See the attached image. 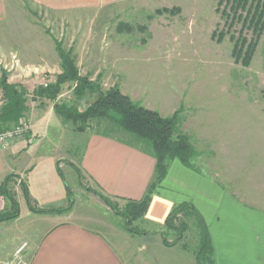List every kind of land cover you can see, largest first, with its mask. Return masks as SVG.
I'll list each match as a JSON object with an SVG mask.
<instances>
[{
  "label": "rangeland",
  "instance_id": "obj_1",
  "mask_svg": "<svg viewBox=\"0 0 264 264\" xmlns=\"http://www.w3.org/2000/svg\"><path fill=\"white\" fill-rule=\"evenodd\" d=\"M219 1L129 0L78 16L76 10L65 15L41 10L29 0H7L0 14V78L6 72L11 83L28 90L31 108L38 107L43 99H35L34 90L54 82L62 72L56 48L59 41L71 53L80 74L98 82L101 90L118 86L132 100L163 116L182 109L181 130L198 151L192 169L235 191L257 205L254 210L259 215L264 214L260 209L264 207V29L248 64L237 60L235 46L240 33L252 42L258 32L243 20L246 9L243 19L233 22L223 13L227 0ZM73 86L64 85L51 103L66 100L83 110L97 95L88 92L77 99ZM2 104L0 86V107ZM41 123L34 138L35 153L65 159L62 172L72 193L67 204L72 205V219L101 232L130 262L198 264L201 224L197 217L187 211L177 216L175 222L183 218L188 227L174 245H166L164 237L177 239L178 230L147 220V212L134 219L132 226L148 233L127 230L125 219L89 190L97 189L96 184L67 162L81 154L85 134L78 132L72 121L62 126L56 115ZM106 124L90 120L85 131L100 133ZM111 134L135 142L123 132ZM33 149L24 154L26 159ZM4 153L0 146V164L18 166L24 159L4 160ZM11 189L21 192L16 198L22 219L16 236H0V243L10 247L22 238L36 239L46 228V223L32 222L37 216L29 210L22 188L11 185ZM113 199L120 208L127 203Z\"/></svg>",
  "mask_w": 264,
  "mask_h": 264
},
{
  "label": "crops",
  "instance_id": "obj_2",
  "mask_svg": "<svg viewBox=\"0 0 264 264\" xmlns=\"http://www.w3.org/2000/svg\"><path fill=\"white\" fill-rule=\"evenodd\" d=\"M6 1L0 0V14L5 11ZM126 1L129 0H29L41 10L65 15L76 10L80 13L78 16L82 12H97ZM54 115L63 126L65 121L55 113L51 100L43 99L35 108L30 106L27 113L30 131L7 147L0 145L5 151L2 159L24 158L17 163L18 166L0 164V184L8 175L15 174L11 185L17 190L26 185L37 209L68 207L70 199L66 179L63 180L58 170V163L62 169L65 159L52 153H35L37 144L34 138L40 133L39 126L45 118ZM78 132L86 136L83 150L78 158L67 162L88 176L100 192L141 199L154 178L157 159L115 136L102 132ZM32 147L34 149L26 159L24 154ZM221 186L203 172L174 159L166 177L155 189L146 219L164 224L175 205L191 202L207 224L215 264H264V224L260 227L264 214L259 215L255 211L257 205L251 201ZM19 192H16L18 199ZM10 206V200L0 195V211L9 210ZM72 209L62 213H40L29 209L37 216L32 222L46 223V228L34 240L22 238L11 247L0 243V264H12L17 250L24 243L27 245L21 255L28 264H136L127 260L101 232L72 219ZM260 209L264 210V207ZM21 219L20 211L19 217L0 221V236H16Z\"/></svg>",
  "mask_w": 264,
  "mask_h": 264
},
{
  "label": "trees",
  "instance_id": "obj_3",
  "mask_svg": "<svg viewBox=\"0 0 264 264\" xmlns=\"http://www.w3.org/2000/svg\"><path fill=\"white\" fill-rule=\"evenodd\" d=\"M222 2L223 0L219 1L220 4ZM226 5L225 9L227 10H224L223 13L230 16L233 22L236 19H243L242 11L246 9L248 12L243 20L248 22V27H252L258 32L252 39V42H248V38L243 33H240L235 46L236 59H242L244 63L248 64L258 44V38L264 29V0H227ZM246 44L248 45V49L245 51ZM56 48L61 57L62 72L56 75L54 82L38 85L33 92L34 98L54 101L60 96L64 85L67 83L74 84L73 94L77 99L84 98L88 92L96 93V97L83 110L79 109L75 103L57 100L53 104L54 111L63 120L72 121L78 131H85L90 120H97L100 123L107 122V128L101 134L114 136L111 134L113 131L128 134L135 141L130 142V144H137V147L149 152L157 159L154 178L141 199L111 196L97 189L89 188L114 213L125 219L127 230L143 234L148 233L134 228L132 226L133 220L143 217L147 212L155 189L162 183L168 173L170 162L178 159L183 165L195 168L194 158L198 155V151L193 145L190 136L181 130L183 120L181 115L182 109L176 110L172 115L163 116L158 110L145 107L139 102L132 100L118 86L103 91L98 82L80 74L74 59L71 57V53L65 51L59 41H56ZM0 86L3 95V104L0 107V131H5L27 118V113L30 109V105L28 104L29 93L22 85L11 83L8 80L6 72L0 78ZM70 164L74 165L73 163ZM74 167L82 175L80 170L76 166ZM58 170L65 181L59 163ZM13 176L15 174L8 175L0 184V195L8 198L11 202L9 210L0 211V221L13 219L20 215V206L16 193L11 189ZM65 183L69 189L68 183L66 181ZM21 188L32 211L62 213L72 209V205L68 207L37 209L33 205V200L26 185H21ZM71 194L70 191V197H72ZM113 198L124 199L127 203L120 208L117 201L115 202ZM185 212H189L192 216L197 217L201 224V245L197 254L198 264H215L213 245L207 224L200 211L191 202H184L172 208L165 223L178 230L179 236L177 239L172 240H167L164 237V243L166 245H174L182 238L188 227L187 223L186 221H182L183 218L179 219L177 223L175 220L179 214L185 215Z\"/></svg>",
  "mask_w": 264,
  "mask_h": 264
},
{
  "label": "built area",
  "instance_id": "obj_4",
  "mask_svg": "<svg viewBox=\"0 0 264 264\" xmlns=\"http://www.w3.org/2000/svg\"><path fill=\"white\" fill-rule=\"evenodd\" d=\"M47 83H45L46 85ZM31 129L30 122L25 119L19 124L5 130L0 131V145L2 147H7L14 141L24 137ZM27 243L22 244L16 252V259L14 264H28V262L22 257L21 253L26 247Z\"/></svg>",
  "mask_w": 264,
  "mask_h": 264
}]
</instances>
